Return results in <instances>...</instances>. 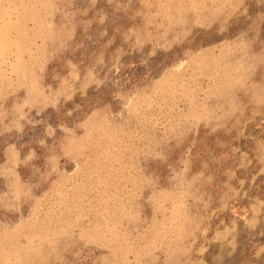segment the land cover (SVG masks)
Listing matches in <instances>:
<instances>
[{"label":"rangeland","instance_id":"374dc122","mask_svg":"<svg viewBox=\"0 0 264 264\" xmlns=\"http://www.w3.org/2000/svg\"><path fill=\"white\" fill-rule=\"evenodd\" d=\"M0 264H264V0H0Z\"/></svg>","mask_w":264,"mask_h":264}]
</instances>
